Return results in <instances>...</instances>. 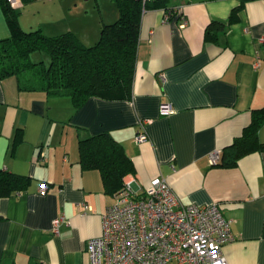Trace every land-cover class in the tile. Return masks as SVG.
Listing matches in <instances>:
<instances>
[{
  "label": "crops",
  "instance_id": "1",
  "mask_svg": "<svg viewBox=\"0 0 264 264\" xmlns=\"http://www.w3.org/2000/svg\"><path fill=\"white\" fill-rule=\"evenodd\" d=\"M22 2L23 29L72 31L87 45L120 14L113 0ZM239 3L167 0L145 10L130 99L91 97L76 109L70 96L22 90L16 76L0 80V168L31 176L25 189L0 194V264H89V239L102 234L115 195L99 170L83 169L79 140L104 130L133 159L125 180L138 192L163 176L186 204L218 203L234 235L223 247L229 264H264V149L235 166L210 161L264 107V0L247 1L229 22ZM212 21L227 24L217 40L205 38ZM9 36L0 0V39ZM162 102L174 111L162 114ZM140 131L148 135L141 142ZM258 138L264 142V122Z\"/></svg>",
  "mask_w": 264,
  "mask_h": 264
},
{
  "label": "trees",
  "instance_id": "2",
  "mask_svg": "<svg viewBox=\"0 0 264 264\" xmlns=\"http://www.w3.org/2000/svg\"><path fill=\"white\" fill-rule=\"evenodd\" d=\"M1 1L10 36L0 39V80L16 76L20 89L70 96L79 109L91 97H132L142 15L147 9L165 5L167 0H113L118 5L119 17L104 23L99 39L91 45L72 31L49 36L41 29L25 30L19 23L17 9L7 0ZM247 1L240 0L233 8L229 22L237 19ZM226 25L212 21L205 38L217 40ZM35 52L46 53L48 60H33ZM263 122L264 107L253 109L251 122L223 149L217 164L235 166L247 153L264 149V142L258 138ZM20 139L18 134L14 143ZM79 153L83 169L99 170L109 194L120 192L126 185L125 176L136 171L125 147L107 130L81 137ZM30 180L29 175L0 168V194L23 190Z\"/></svg>",
  "mask_w": 264,
  "mask_h": 264
},
{
  "label": "built area",
  "instance_id": "3",
  "mask_svg": "<svg viewBox=\"0 0 264 264\" xmlns=\"http://www.w3.org/2000/svg\"><path fill=\"white\" fill-rule=\"evenodd\" d=\"M20 7L22 0H7ZM187 20L183 18L181 25ZM264 37L261 38V41ZM162 114L174 108L170 102L160 104ZM145 118L143 122H151ZM140 131L136 140L147 139ZM220 153H210L211 163H217ZM134 179L126 180L125 187L115 195L103 215L102 234L89 239V264H164L177 260L182 264H229L224 244L234 238L231 222L218 203L186 204L167 178L157 176L142 191L133 187ZM44 193L47 183H41ZM86 209H91L88 204ZM60 218L53 221L58 231Z\"/></svg>",
  "mask_w": 264,
  "mask_h": 264
},
{
  "label": "rangeland",
  "instance_id": "4",
  "mask_svg": "<svg viewBox=\"0 0 264 264\" xmlns=\"http://www.w3.org/2000/svg\"><path fill=\"white\" fill-rule=\"evenodd\" d=\"M32 59L35 61H38L40 59H45L46 61L48 60V55L43 52H35L32 54Z\"/></svg>",
  "mask_w": 264,
  "mask_h": 264
}]
</instances>
